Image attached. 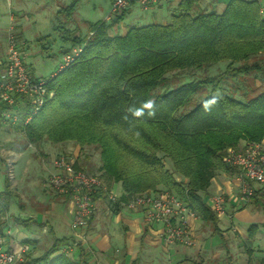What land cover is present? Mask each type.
I'll list each match as a JSON object with an SVG mask.
<instances>
[{
    "label": "trees",
    "instance_id": "1",
    "mask_svg": "<svg viewBox=\"0 0 264 264\" xmlns=\"http://www.w3.org/2000/svg\"><path fill=\"white\" fill-rule=\"evenodd\" d=\"M77 1L56 15L71 20ZM196 4L180 0L167 24L132 26L124 35H109L105 22L84 38L65 31L67 52L80 53L46 79L52 96L25 125L21 113L15 128L28 144L97 148L100 176L120 185L119 202L165 190L215 231L217 216L202 194L217 174H238L224 162L227 149L264 141V87L236 89L239 97L218 89L226 78L253 75L264 83V62H250L264 53V18L256 0H229L221 13H194ZM219 62L226 63L220 74L196 76ZM184 73L191 77L180 82ZM3 180L0 195L9 186ZM257 228L249 226L248 237ZM64 242L55 239L25 263L87 264L62 252Z\"/></svg>",
    "mask_w": 264,
    "mask_h": 264
},
{
    "label": "crops",
    "instance_id": "2",
    "mask_svg": "<svg viewBox=\"0 0 264 264\" xmlns=\"http://www.w3.org/2000/svg\"><path fill=\"white\" fill-rule=\"evenodd\" d=\"M4 1L10 10L24 11L21 4L24 3L23 0H0V5ZM52 1L56 15L63 7L59 6L60 0ZM179 1L168 0L146 8L136 4L140 7L141 14L135 15L132 18L133 22H143L142 25H145L151 24L149 22L152 20L151 22L154 24H167ZM228 1L197 0L193 12L221 13ZM256 1L260 6L261 17L264 18V0ZM134 5L131 4L123 11L121 19L116 20V17H113L107 23L104 21L108 25L109 35L125 34L129 27L120 29L119 23L124 20L127 14L130 16L131 8ZM21 138L24 140L22 135ZM245 144L241 142L238 147ZM11 145V151L16 158L24 153L28 146L36 152L35 145L28 144L25 140L24 146L21 148H17L13 140ZM46 150L45 147H38V151L46 156L48 154L49 158L47 163L41 162L45 164L43 167L48 170L43 180L45 184L47 176L52 171V160L60 155L71 157L81 169L84 166L100 174V163H94V165L84 162L82 165L79 161L81 157L75 150L73 154H64L55 148ZM35 157L34 155V159L38 161ZM32 169L35 171L37 165L33 164ZM25 176H28V171L24 173L22 179L20 178L17 185L20 186ZM236 176L237 174H217L212 179L209 188L202 194L203 199L207 197V201L205 199L204 201L210 209V198L216 194H223L226 198L225 214L217 217L215 231L209 223L198 217L194 220L189 219L188 235L192 242L191 245H166L161 237L163 227L160 223L146 225L141 211L129 210L121 206L115 208L109 204L104 193H98L87 225L78 230L70 228L72 217L66 197L53 194L52 202L45 209L43 205H37L40 203L39 201H35L32 204L33 210L29 208L26 211V218L30 221L28 224L41 228V231L25 235L16 230L6 238L5 246L12 250L24 249V256L34 259L41 256L55 239H65L61 250L69 247V257L72 259L81 258L87 264H264V226H262L264 225V191L257 184L250 183L253 189L251 199L246 203L240 202L238 199L239 182L236 180ZM103 184L106 190L116 197L119 198L122 195L118 183L103 180ZM19 207L24 212V205L21 204ZM8 217L13 220L9 213ZM222 219H225L224 225H221ZM14 220L13 224L16 222ZM251 225H257L258 228L252 237H248V228ZM5 233L3 232V234ZM45 233H50L51 239L46 240L47 247L41 249Z\"/></svg>",
    "mask_w": 264,
    "mask_h": 264
},
{
    "label": "built area",
    "instance_id": "3",
    "mask_svg": "<svg viewBox=\"0 0 264 264\" xmlns=\"http://www.w3.org/2000/svg\"><path fill=\"white\" fill-rule=\"evenodd\" d=\"M168 0H111L110 13L106 21L121 14L131 4L143 8L157 5ZM4 58L0 60V119L16 127L24 114L22 125L27 124L38 112L44 102L52 96L48 91L46 80L34 78L25 61L23 43H19L10 25L7 29ZM81 48H72L62 55L58 70L67 67L80 53ZM224 162L236 169V180L239 182L238 199L246 203L253 195L250 183L257 184L264 191V141L246 143L237 149H227ZM75 161L60 155L51 162L52 171L46 179L50 191L58 196L66 197L70 205V228H84L92 214L95 197L104 193L110 205H119L129 210H139L143 213L146 225L160 223L162 240L166 245H191L188 235V220L197 216L190 210L187 203L178 199L173 193L162 190L139 194L127 202H119L111 192L107 191L102 180L93 174L74 167ZM7 175L13 177V164L9 160L6 165ZM226 198L216 194L210 198L211 210L220 217L225 214ZM11 235L10 231L0 235V264H26L25 250L9 249L3 244ZM69 247L61 250L68 254Z\"/></svg>",
    "mask_w": 264,
    "mask_h": 264
},
{
    "label": "rangeland",
    "instance_id": "4",
    "mask_svg": "<svg viewBox=\"0 0 264 264\" xmlns=\"http://www.w3.org/2000/svg\"><path fill=\"white\" fill-rule=\"evenodd\" d=\"M71 0H60L59 6L65 7ZM111 0H78L74 14L71 20L65 21L64 16H57L54 13V4L52 0H23L21 3L24 11L10 10L6 4V1L0 5V60L4 58V51L6 45L7 29L11 25L19 43H23V50L25 53V61L34 78L48 79L52 73H55L61 63L62 55L71 48V41L65 40L66 32H74L81 38L91 34L96 24L104 22L110 13ZM130 16L124 18L119 23L120 29L126 26H141L143 22H133V17L137 14H141V9L138 5H134ZM150 20L149 23H153ZM108 21H106L107 23ZM120 32L122 30H119ZM264 62V53L259 54L256 57L250 59V62ZM226 66L225 62H219L210 67L201 69L196 72L198 78L216 76L220 74ZM235 66H237L235 64ZM195 75V74H194ZM179 81H186L191 77L186 73L179 74ZM245 86L251 88H262L264 83H260L258 80L253 79V75L239 77L238 79L226 78L220 85L219 92H223L227 95H236V89H246ZM239 97V96H238ZM21 132L11 126L9 123H5L0 119V193L5 191L4 176L8 179V189L6 193L0 195V235L7 230L13 233L19 231L25 235L32 233H38L41 228L28 224L29 219L26 218V211L31 208L33 210V203L43 205V208L47 207L52 202L53 194L49 190L47 184L43 183L48 170L43 167L41 162L47 163L49 160L48 154L43 155L38 151V147H45L47 150L54 149L64 154H73L74 150L79 160L83 165L84 162L89 164L100 163L98 149L95 147H82L81 149L73 142H62L52 144L47 141H42L38 144H34L36 152L28 146V149L22 153L18 158L12 153L11 142L15 143V146L21 148L24 146V140L21 138ZM42 143V144H41ZM79 148V149H77ZM239 148V147H238ZM45 150V149H44ZM46 150V151H47ZM80 151V152H79ZM36 156L38 161L34 159ZM11 160L13 164V177L10 178L7 175L6 163ZM163 163L166 168L171 170V165L166 159H163ZM36 164L37 169L33 171L32 165ZM95 165V164H94ZM82 170L85 172H91L93 175L98 176L102 182L100 174H97L95 170H90L82 166ZM93 168V167H92ZM28 171V176L22 180L20 186L17 182L22 179L24 173ZM105 181V180H104ZM207 201V197H204ZM24 205V212L20 209V205ZM38 209V208H37ZM36 213L38 211H35ZM8 213L13 217V220L8 217ZM225 219L221 220V225H224ZM235 221V220H234ZM51 239L50 233L44 234V242L41 244V249H44L48 245V240ZM7 240V239H6ZM47 240V241H46ZM5 246V243L3 244ZM6 247V246H5Z\"/></svg>",
    "mask_w": 264,
    "mask_h": 264
}]
</instances>
